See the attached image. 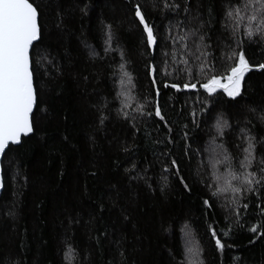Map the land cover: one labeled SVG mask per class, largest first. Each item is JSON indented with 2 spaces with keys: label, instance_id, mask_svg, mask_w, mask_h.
<instances>
[{
  "label": "trees",
  "instance_id": "obj_1",
  "mask_svg": "<svg viewBox=\"0 0 264 264\" xmlns=\"http://www.w3.org/2000/svg\"><path fill=\"white\" fill-rule=\"evenodd\" d=\"M34 2L44 13V45L37 57H47L38 82L43 110L34 116V134L22 138L19 146L10 145L2 159L0 264H189L187 240L202 250L204 264H264V228L259 229L261 234L249 231L251 224L264 222V216L251 201L240 224H233L230 235L222 238L223 250L215 249L208 231L209 225L222 231L227 223L223 219L227 214L224 194L216 199V207L204 209L202 199L210 193L196 175L197 164H210L215 159L209 156L207 146L221 145L212 127L214 121L194 133L200 143L193 148L202 152L191 164L192 190H184L170 176L162 190L166 174L161 163L166 158L157 161L163 145L152 141L164 135L163 125H153V119L159 123V118L132 111L139 104L145 105V112L150 110L144 98L151 97V88L145 67L149 57L144 52L141 29L129 11L131 3L145 5L161 33L163 25L183 19L184 13L177 16L169 12L164 19L163 13L151 7L156 0ZM226 3L228 0H189L191 16L199 13L205 21L209 15L213 17L214 22L204 31L218 49L228 42L221 27ZM58 10L62 14L59 26ZM108 25L112 42L105 53ZM93 51L97 55H92ZM121 52L136 84L132 90L135 99L128 109L141 129L135 137L131 126L117 114L118 100H113L120 90ZM229 63L219 61L216 74L225 75ZM46 69L47 76L43 74ZM159 99L179 138V126L186 122V116L181 115L183 107L186 103L199 107L197 97L190 91L165 90L161 85ZM228 101L225 95L216 99L215 112H222L234 126L225 130L222 149L238 159L243 145L235 125L243 127L246 119L251 120L255 126L252 134L264 137V124L249 111L257 109L258 115L264 107V72L246 75V91L239 104ZM101 112L108 117L103 126L99 124ZM130 145L134 147L128 153L121 151ZM132 163L137 165L131 172L135 179L124 171ZM100 233H107V238ZM69 245L75 253L65 260Z\"/></svg>",
  "mask_w": 264,
  "mask_h": 264
},
{
  "label": "snow or ice",
  "instance_id": "obj_2",
  "mask_svg": "<svg viewBox=\"0 0 264 264\" xmlns=\"http://www.w3.org/2000/svg\"><path fill=\"white\" fill-rule=\"evenodd\" d=\"M151 7L163 13L164 19H168L169 12L177 16L183 12L184 18L175 22L169 20L163 25L164 32L161 33L160 27L149 18L147 7L139 2L131 3L129 11L141 29L144 52L149 57L145 67L151 88V97L144 98L150 110L145 112V105L139 104L132 111L140 116L159 118V123L153 119V125H163L164 135L152 141L163 145L157 161L161 157L166 158L161 163V171L166 174L162 176V190L168 186L170 176L190 192L193 188L189 181L191 164L202 152L199 147L193 148L194 144L200 143L194 133L201 129V125L212 120V127L216 137L220 138L222 147L225 130H231L234 126L224 118L222 112H215L216 99L225 95L229 98V103L239 104L246 91V75L264 72V59H256L264 57V0H236L235 3L228 0L223 5L221 27L227 34L228 42L220 49L213 45L211 37L204 31L205 27L214 22L213 17L209 15L205 21L200 19L199 13L191 16L193 9L189 6V0H182V3L177 0H156ZM86 8L87 5L81 11ZM43 14V9L34 0H0V156L6 153L10 145L19 146L22 138L34 134V116L37 110H43L40 109L41 90L38 82L43 60H47V57L37 59L39 49L44 45V28L41 22ZM57 17L59 26L62 23L59 10ZM191 23L195 26H190ZM106 27L105 53L110 50L112 42L111 26ZM92 55L97 53L93 51ZM120 56L122 62L118 65V83L121 87L113 100H118L120 107L117 114L131 126L135 137L141 129L134 122L136 117L131 116L128 109L135 99L132 90L136 84L132 73L126 70L124 53L121 52ZM219 61L230 62L225 75L216 74ZM48 63L51 64L52 61L49 60ZM56 71H59L58 67ZM43 74L49 75L48 70ZM161 85L165 90L190 91L197 97L196 104L200 105H184L181 115L186 116V122L179 126V138L176 126L163 111L164 105L159 99ZM201 96H204L203 100L199 98ZM106 106L107 102L104 107ZM249 111L259 123L264 124V107L259 109L258 115L257 109ZM107 119L101 112L99 124L103 126ZM235 126L239 127L238 136L243 145L240 157L237 159L231 156L224 148L223 159H213L210 164L201 161L196 165L198 182L210 193L202 199L204 209L216 207V199L222 194H225L227 201L224 205L227 214L223 217L227 222L225 229L219 231L213 225L208 226L217 250L225 248L222 238L230 235L233 224H240L243 214L250 207L249 201L264 216V137L257 138L252 134L255 126L251 120L246 119L243 127L239 124ZM148 136L150 134H146ZM257 145H260V149ZM132 147L134 146L123 147L121 151L128 153ZM258 151H261L259 156ZM209 167L211 171H208ZM136 168L137 165L132 163L124 169L130 179H135L131 172ZM3 186L0 181V187ZM229 193L231 195H227ZM100 207L103 208V205ZM123 219L127 220L128 217L124 216ZM262 228L264 222L253 223L249 231L261 234L259 229ZM100 236L107 238V233H100ZM115 243L119 244L120 241L116 240ZM201 252L199 248L195 252L191 247L187 248V253L196 257L197 264H204ZM74 253L75 250L69 245L64 252V259L69 260Z\"/></svg>",
  "mask_w": 264,
  "mask_h": 264
},
{
  "label": "rangeland",
  "instance_id": "obj_3",
  "mask_svg": "<svg viewBox=\"0 0 264 264\" xmlns=\"http://www.w3.org/2000/svg\"><path fill=\"white\" fill-rule=\"evenodd\" d=\"M118 85H119V89H120V84L118 83ZM207 150H208V154H209V156L211 157V158H215V159H223V155L225 154L224 152H223V149H222V147H221V145L220 144H209L208 146H207ZM228 153V152H227ZM229 154V153H228ZM217 167L219 168L220 166L219 165H217ZM221 171L223 170V169H220ZM227 195H231L230 193L229 194H227ZM224 196H225V194H224ZM186 255L185 256H187V261H188V263L189 264H197V262H196V257L195 256H193V255H189L188 253H187V248L188 247H191L192 249H193V252H195V250L197 249V247H196V244H195V242H193V240L191 241V240H187L186 242ZM195 246V247H194Z\"/></svg>",
  "mask_w": 264,
  "mask_h": 264
},
{
  "label": "water",
  "instance_id": "obj_4",
  "mask_svg": "<svg viewBox=\"0 0 264 264\" xmlns=\"http://www.w3.org/2000/svg\"><path fill=\"white\" fill-rule=\"evenodd\" d=\"M30 135V134H29ZM7 150V149H6ZM4 156V155H3ZM3 156H0V181H2V183H4V177H3V167H2V157ZM4 185V184H3ZM3 188H4V186L3 187H0V197H1V194H2V192H3Z\"/></svg>",
  "mask_w": 264,
  "mask_h": 264
},
{
  "label": "bare ground",
  "instance_id": "obj_5",
  "mask_svg": "<svg viewBox=\"0 0 264 264\" xmlns=\"http://www.w3.org/2000/svg\"><path fill=\"white\" fill-rule=\"evenodd\" d=\"M3 158V157H2Z\"/></svg>",
  "mask_w": 264,
  "mask_h": 264
}]
</instances>
